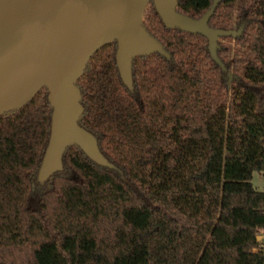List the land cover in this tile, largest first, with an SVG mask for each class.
Listing matches in <instances>:
<instances>
[{
  "label": "trees",
  "instance_id": "16d2710c",
  "mask_svg": "<svg viewBox=\"0 0 264 264\" xmlns=\"http://www.w3.org/2000/svg\"><path fill=\"white\" fill-rule=\"evenodd\" d=\"M208 27L239 31L210 57L199 35L168 30L150 3L143 27L169 55L137 57L121 81L116 43L76 86L79 126L113 169L70 146L38 172L52 109L46 89L0 116V264H264V0H178Z\"/></svg>",
  "mask_w": 264,
  "mask_h": 264
},
{
  "label": "water",
  "instance_id": "95a60500",
  "mask_svg": "<svg viewBox=\"0 0 264 264\" xmlns=\"http://www.w3.org/2000/svg\"><path fill=\"white\" fill-rule=\"evenodd\" d=\"M150 3L166 29L205 38L211 59L223 69L217 42L238 37L241 29L208 27L216 1L194 20L178 13V0H0V116L25 107L43 89L52 109L39 183L62 171V158L70 146L94 164L113 169L96 139L78 124L83 108L76 83L90 59L112 43L117 45L120 79L128 89L135 58L158 54L169 59L143 27Z\"/></svg>",
  "mask_w": 264,
  "mask_h": 264
},
{
  "label": "rangeland",
  "instance_id": "374dc122",
  "mask_svg": "<svg viewBox=\"0 0 264 264\" xmlns=\"http://www.w3.org/2000/svg\"><path fill=\"white\" fill-rule=\"evenodd\" d=\"M218 48L219 45L225 46V47H232L233 43L228 41H218L217 42ZM252 185L253 187L260 191L264 192V175L262 173H254L252 177Z\"/></svg>",
  "mask_w": 264,
  "mask_h": 264
},
{
  "label": "built area",
  "instance_id": "2783aa9c",
  "mask_svg": "<svg viewBox=\"0 0 264 264\" xmlns=\"http://www.w3.org/2000/svg\"><path fill=\"white\" fill-rule=\"evenodd\" d=\"M256 241L259 243L260 248L264 252V230L258 232L256 236Z\"/></svg>",
  "mask_w": 264,
  "mask_h": 264
}]
</instances>
